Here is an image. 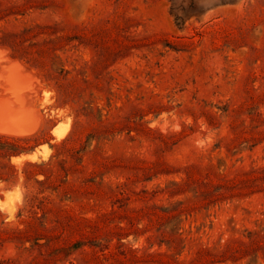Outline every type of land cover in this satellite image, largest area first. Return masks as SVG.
I'll return each instance as SVG.
<instances>
[{
	"label": "rangeland",
	"instance_id": "obj_1",
	"mask_svg": "<svg viewBox=\"0 0 264 264\" xmlns=\"http://www.w3.org/2000/svg\"><path fill=\"white\" fill-rule=\"evenodd\" d=\"M0 51V264H264V0H0Z\"/></svg>",
	"mask_w": 264,
	"mask_h": 264
},
{
	"label": "bare ground",
	"instance_id": "obj_2",
	"mask_svg": "<svg viewBox=\"0 0 264 264\" xmlns=\"http://www.w3.org/2000/svg\"><path fill=\"white\" fill-rule=\"evenodd\" d=\"M22 67L19 63L8 60L0 51V87L11 95L0 96V132L5 134L25 135L38 128L39 122L36 121V116L32 119L30 116L27 118V115V119L25 118L28 111L26 102L29 101H25L22 91L28 89L32 92L34 89L31 83L26 86L20 84ZM43 149L46 150V147L44 146Z\"/></svg>",
	"mask_w": 264,
	"mask_h": 264
}]
</instances>
